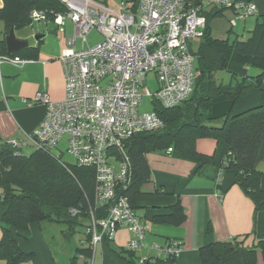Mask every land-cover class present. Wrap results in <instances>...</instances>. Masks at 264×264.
<instances>
[{
	"label": "trees",
	"instance_id": "16d2710c",
	"mask_svg": "<svg viewBox=\"0 0 264 264\" xmlns=\"http://www.w3.org/2000/svg\"><path fill=\"white\" fill-rule=\"evenodd\" d=\"M34 11L42 12L45 20L54 23L55 16L64 14L65 8L60 0H1L0 21L5 30L0 41L1 55L8 54L5 37L9 30L32 23L30 14ZM225 12L231 13L224 8L202 13L206 24L196 54L189 41L198 75L188 99L173 108H163L151 101L163 126L154 132L134 134L125 143L131 180L122 195L134 212L138 208L135 198L151 176L146 153H168L169 149L194 162L195 174L207 166H213L218 175L233 171L234 185L250 199L254 215L264 211V190L260 186L263 174L258 169L264 163V24L257 18L244 41L218 40L211 35L210 23ZM25 51L35 57L37 48L27 47ZM219 72L227 73L229 80L217 78ZM252 92L258 93L259 103L235 113L240 99ZM203 138L214 140L210 155L196 150V141ZM23 149L15 150L0 141V260L6 264L30 261L34 254L23 251L18 241L27 240L30 226L41 222L66 225L70 236L74 227L83 226L85 237L67 264H79L80 257L91 258L90 235L86 232L90 210L98 221L105 218L109 208L108 204L95 207L93 169L63 163L48 149L34 148L29 155H24ZM72 209L79 211L77 216H70ZM150 221L182 225L185 214L179 197L162 213L152 215ZM102 242L108 245L110 241L104 237ZM108 247L125 264H178V256L166 251L164 257L138 258L137 250ZM258 254L264 258V235L258 239L254 234L236 236L228 241L210 242L198 250L201 264H257Z\"/></svg>",
	"mask_w": 264,
	"mask_h": 264
},
{
	"label": "built area",
	"instance_id": "2783aa9c",
	"mask_svg": "<svg viewBox=\"0 0 264 264\" xmlns=\"http://www.w3.org/2000/svg\"><path fill=\"white\" fill-rule=\"evenodd\" d=\"M60 2L65 13L57 14L54 23L63 31L65 17L75 31L66 38L60 56L64 98L52 102L44 92L36 93L31 104L45 106L39 127L25 139L11 138L4 143L15 150L26 146L52 151L65 138L66 152L75 164L94 171L95 207L109 205L105 218L98 221L90 210L86 232L92 253L104 237L110 238L120 228L133 236L124 247L136 251L149 223L135 214L122 195L131 180L125 143L134 134L154 132L163 126L153 110L139 112L140 103L149 97L163 108H173L188 99L198 75L189 41L202 37L204 11L224 8L235 19H245L257 10L250 0H137L129 6L122 3L118 12L90 0ZM30 19L39 22L46 18L34 11ZM92 30L101 34V42L77 49V39L86 43ZM3 62L23 63L0 54V66ZM149 73L156 78L154 92L144 87ZM78 213L70 210L71 217ZM165 251L178 256L181 249L173 242Z\"/></svg>",
	"mask_w": 264,
	"mask_h": 264
},
{
	"label": "crops",
	"instance_id": "0c3cea01",
	"mask_svg": "<svg viewBox=\"0 0 264 264\" xmlns=\"http://www.w3.org/2000/svg\"><path fill=\"white\" fill-rule=\"evenodd\" d=\"M253 1L258 16H264V0ZM54 25L56 27L52 32L56 35L62 34L59 39L46 42L47 38L42 35L38 45L28 43V47L37 48L35 57H31L25 51L26 48H22L23 50L17 51L14 57L22 61V64L3 62L0 66L1 142L11 138L25 139L26 135L39 127L45 114V106L31 104L36 93L44 92L52 102H59L64 98L65 81L60 56L65 48V40L69 36H65L63 28L61 31L55 23ZM249 96L238 102L242 110L259 103L257 92H252ZM213 146L215 147V143L204 142L202 139L195 143L196 150L205 155H210L214 151ZM211 148L213 151L210 153ZM145 157L151 176L135 198L138 205L135 214L149 225L141 242L142 246L136 251L138 258L164 257L166 246L171 242H178L181 249L177 258L178 264H201L198 250L205 244L228 241L245 234H254L257 239L264 235V211L254 215L252 202L234 185L233 171H225L218 175L213 166H207L195 174L197 165L175 152L149 150ZM260 165L258 169L263 174L260 186L264 190V166ZM158 189L160 192H157ZM177 197L185 214L182 225L171 226L150 221L152 215L162 213L163 208L172 205ZM45 232L43 222L34 223L30 226L28 239L18 241L23 251L34 254L30 261L22 264L69 262L73 252L57 242L59 238L48 239ZM132 238L128 230L120 228L110 236L108 245L104 242L98 244L91 258L80 257L78 262L125 264L110 252L108 246L123 248ZM55 248L59 249L56 254ZM0 264L6 263L0 260ZM257 264H264L261 254H258Z\"/></svg>",
	"mask_w": 264,
	"mask_h": 264
},
{
	"label": "rangeland",
	"instance_id": "374dc122",
	"mask_svg": "<svg viewBox=\"0 0 264 264\" xmlns=\"http://www.w3.org/2000/svg\"><path fill=\"white\" fill-rule=\"evenodd\" d=\"M95 3H100L107 7L109 10L113 12H118L121 4L126 3L128 6L132 3L133 0H90ZM1 2V0H0ZM254 3V1L252 0ZM255 5V3H254ZM256 7V5H255ZM257 10V7H256ZM258 14L248 16L247 18L243 19H235L233 15L231 16V13L225 12L222 14V16H219L212 20L210 23L211 27V35L213 38L218 40H225L229 39V41H233V39H238L241 41H244L249 36V30H251L254 27V24L256 22V17ZM258 19L260 22L264 24V16H258ZM63 29L65 30V36H74V25L73 23L64 17L63 22ZM55 25L52 22V20H41L39 22H32L30 24H27L25 26H22L20 28L13 29L14 35L16 39L18 40H24L27 41L29 44H39V40H36L35 38L41 35H44V37L47 38L46 42L54 41L55 39H59L62 34L58 33L56 36L54 34H49L52 30L55 29ZM231 28V31L229 29ZM4 25L0 21V41L4 37ZM41 40V39H40ZM102 36L99 32L96 30H92L87 36H86V43L82 42L81 38L77 39V49H82L87 46H93L99 42H101ZM191 42V48L193 53H197L200 45V38L195 37L190 39ZM255 69L251 70V74H255ZM222 78L224 82H227L229 80V75L227 73L219 72L217 74V78ZM144 87L148 89L150 92H154L157 88L156 78L153 73H149L148 76L143 80ZM250 97L249 95L243 97ZM251 107H254L251 106ZM248 109V108H247ZM139 112H146L149 113L153 110V105L151 102V99L149 97H144L142 102L139 105L138 108ZM235 113H238L242 110V107L240 105L236 106ZM66 139L63 138L62 141L59 143L58 147L54 150H52V155L56 158H59L61 162L66 163L68 165H73L75 163L74 159L71 155H69L66 152ZM204 142H213V139L210 138H203ZM208 140V141H207ZM214 148V146H213ZM213 148H211L210 153L213 151ZM34 151L33 147H24L22 150V153L24 155H29ZM260 166H264V163H261ZM43 226L46 228V237L48 239H51V237H57L59 238V241L64 247L66 246L68 250L72 251L80 247L81 240L84 239L85 235V228L83 226H76L74 227L73 231H71V237L70 241L67 240L65 234L68 233V227L63 224H55L51 222H43ZM52 228L54 230L52 231ZM55 254L58 253L59 249L55 248Z\"/></svg>",
	"mask_w": 264,
	"mask_h": 264
},
{
	"label": "water",
	"instance_id": "95a60500",
	"mask_svg": "<svg viewBox=\"0 0 264 264\" xmlns=\"http://www.w3.org/2000/svg\"><path fill=\"white\" fill-rule=\"evenodd\" d=\"M49 34L56 35V33L52 32V31ZM42 37L43 36L41 35V36L36 37L35 39L39 40ZM5 44H6V52L9 55L21 50L22 48L28 47L27 41L16 39L12 28L9 30V33L5 37ZM65 236H66L67 240L69 241L70 240V233L69 232L66 233Z\"/></svg>",
	"mask_w": 264,
	"mask_h": 264
}]
</instances>
